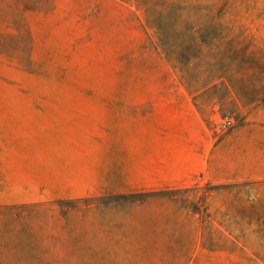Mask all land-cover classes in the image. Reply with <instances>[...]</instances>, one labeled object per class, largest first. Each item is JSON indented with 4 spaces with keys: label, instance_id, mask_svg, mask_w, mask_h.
<instances>
[{
    "label": "rangeland",
    "instance_id": "1",
    "mask_svg": "<svg viewBox=\"0 0 264 264\" xmlns=\"http://www.w3.org/2000/svg\"><path fill=\"white\" fill-rule=\"evenodd\" d=\"M184 93L264 151V0H0V106L185 113ZM229 177L2 205L0 264H264V173Z\"/></svg>",
    "mask_w": 264,
    "mask_h": 264
},
{
    "label": "crops",
    "instance_id": "2",
    "mask_svg": "<svg viewBox=\"0 0 264 264\" xmlns=\"http://www.w3.org/2000/svg\"><path fill=\"white\" fill-rule=\"evenodd\" d=\"M184 95L185 113L126 104L0 106V206L186 190L202 179L264 173L258 140L239 150V135L213 137ZM232 139L234 162L227 153Z\"/></svg>",
    "mask_w": 264,
    "mask_h": 264
},
{
    "label": "built area",
    "instance_id": "3",
    "mask_svg": "<svg viewBox=\"0 0 264 264\" xmlns=\"http://www.w3.org/2000/svg\"><path fill=\"white\" fill-rule=\"evenodd\" d=\"M222 127L223 128H226L227 126H230L231 125V122L230 121H227V122H222Z\"/></svg>",
    "mask_w": 264,
    "mask_h": 264
}]
</instances>
